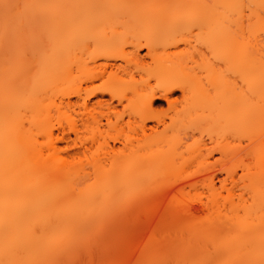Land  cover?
<instances>
[{
	"label": "bare ground",
	"instance_id": "obj_1",
	"mask_svg": "<svg viewBox=\"0 0 264 264\" xmlns=\"http://www.w3.org/2000/svg\"><path fill=\"white\" fill-rule=\"evenodd\" d=\"M0 1L2 9L20 10L15 16L12 13L15 21L44 20V0ZM64 1L47 65L51 62L50 76L59 80L58 126L63 134L79 133V122L98 133L129 131L156 137L174 132L194 138L213 129L216 134L205 145L202 158L209 166L216 154L228 160L211 180L220 176V182L234 180L240 161L251 170L252 136L246 144L234 139L241 130L250 131L264 121V0H238L247 1L252 9L248 14L236 12L237 16L231 14L237 0ZM42 55L21 81L0 76V213L17 219L40 207L51 185L63 187L76 172L72 161L61 155L51 128H47L46 143L35 140L39 133L44 138L47 124L40 99L44 94ZM257 93L260 102L254 103ZM155 103L166 108L158 112ZM23 108H30V123L38 134L20 129ZM100 163L98 159L95 168L107 180ZM152 173L138 170L135 179ZM257 195L253 210L243 214L218 211L203 219L174 215L176 221L189 222L186 233L191 237L231 233L229 243L195 244L189 258L174 250L172 261H143L139 249L134 261L91 264H264V211H258L264 208V192ZM138 216H127L129 229L140 225ZM128 227H122L124 233ZM5 232L16 235V230L0 228V234ZM31 244L18 242L15 248L27 250ZM32 245L35 248L36 243Z\"/></svg>",
	"mask_w": 264,
	"mask_h": 264
},
{
	"label": "rangeland",
	"instance_id": "obj_2",
	"mask_svg": "<svg viewBox=\"0 0 264 264\" xmlns=\"http://www.w3.org/2000/svg\"><path fill=\"white\" fill-rule=\"evenodd\" d=\"M233 5L232 15L241 11L248 14L252 9L247 1L237 0ZM64 6V0H44V20L31 17L27 23L24 19L22 22L13 20L12 13L15 16L20 10L11 12L2 9L0 4V76L6 74L8 79L21 81L44 54V94L40 98L44 101L47 123L44 124V138L31 126V107L20 110V129L25 132L32 129L35 134L39 133L35 140L46 143L47 128H51L60 154L72 161L76 170L63 187L51 185V190L44 194L43 206L27 216L17 219L9 213H0V228L9 232L16 230L14 236L6 232L0 234V264L134 261L139 249L143 250V261H172L176 258L174 250H180V257L189 258L194 252L191 246L195 244L229 243L233 238L231 233L211 238L191 237L186 233L189 222L176 221L174 215L187 214L203 219L218 211L243 214L253 210L257 194L264 192V121L250 131L241 130L234 139L246 144L252 136L255 153L251 170L240 161L236 164L235 179L223 182L219 181L223 176L214 181L210 177L220 172L217 170L228 157L216 154L210 158V166L202 158L205 145L216 134L213 129L196 133L194 138L174 132L156 137L129 131L98 133L79 122V133L63 134L58 126L62 111L59 80L57 76H50L51 62L50 67L47 65L52 59L51 42L58 36ZM258 96L255 94L254 103H258L256 99L260 102ZM154 108L160 112L166 106L155 103ZM162 118L167 120L168 116L162 115ZM98 159L103 168L101 173H108L107 180L95 168ZM138 170L153 173L146 179L137 180ZM122 175H125L124 179ZM56 189L59 193L54 192ZM215 201L219 204H214ZM258 211L262 212L264 208ZM133 213L140 216L141 222L136 220L140 224L137 229L133 226L129 229L130 224L126 222L127 216L134 219ZM132 219L129 222L134 221ZM124 226L128 227L126 233ZM18 242H35L36 246L33 248L31 244L29 249L20 250L15 248Z\"/></svg>",
	"mask_w": 264,
	"mask_h": 264
}]
</instances>
